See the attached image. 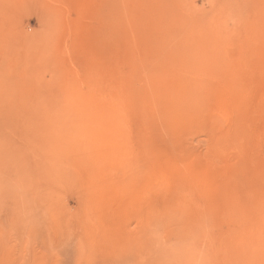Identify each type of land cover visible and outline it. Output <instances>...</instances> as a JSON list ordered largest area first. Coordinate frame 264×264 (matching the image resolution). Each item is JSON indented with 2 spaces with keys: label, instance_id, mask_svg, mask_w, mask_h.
I'll list each match as a JSON object with an SVG mask.
<instances>
[{
  "label": "rangeland",
  "instance_id": "374dc122",
  "mask_svg": "<svg viewBox=\"0 0 264 264\" xmlns=\"http://www.w3.org/2000/svg\"><path fill=\"white\" fill-rule=\"evenodd\" d=\"M0 264H264V0H0Z\"/></svg>",
  "mask_w": 264,
  "mask_h": 264
}]
</instances>
